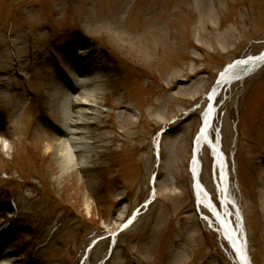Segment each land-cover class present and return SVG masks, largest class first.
I'll return each mask as SVG.
<instances>
[{
	"label": "rangeland",
	"instance_id": "1",
	"mask_svg": "<svg viewBox=\"0 0 264 264\" xmlns=\"http://www.w3.org/2000/svg\"><path fill=\"white\" fill-rule=\"evenodd\" d=\"M263 47L264 0H0V72L16 88L0 94V264H233L196 206L189 166L206 101L194 106L227 63ZM74 70L97 90L82 168L49 147L56 89ZM217 105L226 199L264 264V66ZM202 164L222 207L209 149Z\"/></svg>",
	"mask_w": 264,
	"mask_h": 264
},
{
	"label": "bare ground",
	"instance_id": "2",
	"mask_svg": "<svg viewBox=\"0 0 264 264\" xmlns=\"http://www.w3.org/2000/svg\"><path fill=\"white\" fill-rule=\"evenodd\" d=\"M263 66L264 48L258 54H248L246 56L233 59L218 72V74H221L218 81L214 83V86L209 89L208 93L205 94L206 104L201 113V123L198 129L199 133L196 139L194 138L195 142L193 141L192 146V152L194 150L195 157L193 158L194 154L191 155V173L196 174L194 190L198 203L197 206L201 212L202 208H205L209 212V214L202 213L203 218L208 221L211 228L218 234L219 245L233 264H241V261H243L242 255L243 258L244 255H247L244 241L246 232L245 217L242 212L239 211L241 210L240 208L237 212H229V199L222 198V195L225 196L224 192L227 196L229 191L227 179H224V176L228 170H224L222 168L224 155L221 153V137L219 133L217 136L214 135L213 124L218 112L217 99L220 92L225 87H230L236 83H243L246 78L239 80L241 74H244L251 68L254 69V72L258 71ZM225 68L226 70H224ZM5 76H7V71H1L0 94L6 92L9 93L16 89L14 86L12 87V85L9 84L8 79ZM94 79L95 78H92L85 72L74 70L67 76L68 84H62L60 90L56 89L58 92L57 94H63V100L60 101V127L50 128V130H56L57 133L59 132L60 137H58V139L53 143V146L49 147H53L52 150H54L57 159L64 160L67 162L69 167L82 168L88 161V157H82L81 159L78 156L81 152H85L86 147L88 146L87 142L85 141L87 135L84 131V126L86 124L85 117L88 114L85 109L91 108L97 103V90L92 89L91 87L92 81ZM160 143V139H158L155 143L156 154L159 158L161 156ZM50 148H48V150ZM206 149H209L211 152V155L214 159L215 168H220L222 170L220 174L222 175V179L225 182V184H223L224 190L223 192L221 191V200L224 203L223 207H219L213 201L208 193L206 185H204L201 179L203 165L202 156ZM73 153L76 155L74 162L71 160V155ZM225 158L227 159V157ZM231 202L234 203L232 200ZM247 237L248 235L246 233V238ZM248 243L249 242L247 240V244ZM8 255L9 252L4 253L1 260L5 261Z\"/></svg>",
	"mask_w": 264,
	"mask_h": 264
},
{
	"label": "water",
	"instance_id": "3",
	"mask_svg": "<svg viewBox=\"0 0 264 264\" xmlns=\"http://www.w3.org/2000/svg\"><path fill=\"white\" fill-rule=\"evenodd\" d=\"M258 66H260V65H258ZM253 72H254V69L251 68L250 70L246 71L244 74H241L239 79L245 78V77L249 76L250 74H252ZM242 260L244 261V264H251L248 255L247 256L244 255V258L242 257Z\"/></svg>",
	"mask_w": 264,
	"mask_h": 264
}]
</instances>
